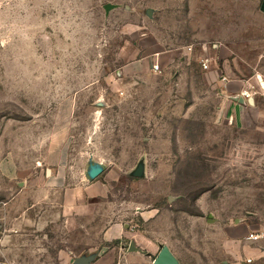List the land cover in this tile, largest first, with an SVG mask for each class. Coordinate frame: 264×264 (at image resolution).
Listing matches in <instances>:
<instances>
[{
	"label": "rangeland",
	"instance_id": "obj_1",
	"mask_svg": "<svg viewBox=\"0 0 264 264\" xmlns=\"http://www.w3.org/2000/svg\"><path fill=\"white\" fill-rule=\"evenodd\" d=\"M261 2L0 0V150L28 176H0V264H154L160 247L147 258L132 239L179 264H264V238L246 239L264 233V130L225 118L217 81L264 76ZM60 110L65 186H52L37 162ZM91 158L105 167L93 181ZM83 182L108 193L68 216L63 188ZM117 221L127 236L106 242Z\"/></svg>",
	"mask_w": 264,
	"mask_h": 264
},
{
	"label": "crops",
	"instance_id": "obj_2",
	"mask_svg": "<svg viewBox=\"0 0 264 264\" xmlns=\"http://www.w3.org/2000/svg\"><path fill=\"white\" fill-rule=\"evenodd\" d=\"M220 52L222 57L225 53H227L223 49L220 50ZM141 63L138 64L140 70L146 71L147 68L149 69L148 64L145 61ZM152 68L153 65L150 69L152 70ZM254 74L255 73H251L245 78L234 77V75H232V77H228L229 81L224 84L221 81V77L224 75L222 72L218 75L217 81L221 83L219 85V89L221 91V95L223 96V102L225 105V118L231 124H234L241 129L264 130V95L260 92L254 93L250 98H245L242 95L243 91H248L251 88L258 89V86L264 90V76ZM259 77H261L262 80H260ZM68 119V112H61L60 110L57 114L55 123H53V134L51 138H49V148L46 151V155L42 161L37 162V167H39V165L43 166V164H49L51 166V176L49 177L48 183L52 186H65L64 180L66 172L64 169L67 157L65 148L67 142ZM30 173H32V169H30ZM0 176L8 181H20L21 185L25 184L24 180L28 178L23 168L19 165L16 156H13V154H3L1 150ZM40 183L43 185L47 184L46 181H41ZM107 191L106 184L94 182L92 184H86L83 182L74 187L63 188V207L65 209V213L70 216L74 213V211L78 210L82 212L91 198H103L107 195ZM103 236L106 242L126 237V226L118 221L111 223L105 229ZM131 242L135 243L136 250L130 251L129 248L128 250L130 252L139 253L147 258L152 257L155 249L160 247V245L150 239L143 243L141 249L138 248V244L135 239H132ZM89 264L95 263L91 261Z\"/></svg>",
	"mask_w": 264,
	"mask_h": 264
},
{
	"label": "water",
	"instance_id": "obj_3",
	"mask_svg": "<svg viewBox=\"0 0 264 264\" xmlns=\"http://www.w3.org/2000/svg\"><path fill=\"white\" fill-rule=\"evenodd\" d=\"M115 5L112 4H106L105 10L108 12L110 9L114 8ZM260 10L264 12V0L261 2ZM149 15H151V10H148L147 12ZM260 80H262L261 77H259ZM105 170V167L103 164L99 162L93 161V159H90L88 170L86 171V177L89 180H94L97 177H99ZM145 174V165L143 162H140L133 172V175L135 177H143ZM129 250L134 251L136 250L135 243L131 242L129 245ZM91 257H76L74 260L75 264H89L91 262ZM154 264H179V261L174 256V254L171 252L168 246L166 245H160V251L157 254V256L154 258Z\"/></svg>",
	"mask_w": 264,
	"mask_h": 264
},
{
	"label": "built area",
	"instance_id": "obj_4",
	"mask_svg": "<svg viewBox=\"0 0 264 264\" xmlns=\"http://www.w3.org/2000/svg\"><path fill=\"white\" fill-rule=\"evenodd\" d=\"M201 65H202V68H203L204 70H208V69H210V64H209V62H208L207 60H204V59H203V60L201 61ZM152 70H153L155 73H160V72H162V67H161L160 63L157 62V63L153 64V68H152ZM221 81H222L224 84H226V83L229 81V78H228L226 75H223V76L221 77ZM258 92H260L261 94L264 95V90H263V88H260L259 86H258V89H256V88H251V89L248 90V91H243V92H242V95H243V97H245V98H250V97L253 96L254 93H258ZM1 234H2V233H0V247H1V245H2V235H1ZM246 238L249 239V240L262 239V238H264V233H263V232H258V233L250 232V233L246 236ZM247 262H248V263H252L253 260H252L251 258H249V259H247Z\"/></svg>",
	"mask_w": 264,
	"mask_h": 264
}]
</instances>
